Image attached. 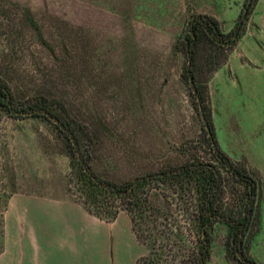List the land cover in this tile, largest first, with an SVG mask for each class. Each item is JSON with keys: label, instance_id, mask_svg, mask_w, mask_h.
<instances>
[{"label": "rangeland", "instance_id": "obj_1", "mask_svg": "<svg viewBox=\"0 0 264 264\" xmlns=\"http://www.w3.org/2000/svg\"><path fill=\"white\" fill-rule=\"evenodd\" d=\"M248 1L0 0V78L19 99L39 92L63 98L95 132V170L117 182L194 156L214 163L202 114L209 109L218 144L260 186V213L243 250L264 264V0L249 14ZM193 14L214 17L223 32L236 30L246 14L233 49L213 53L212 61L205 54L215 48L201 47L205 101L184 75ZM70 176L67 146L54 124L0 109V218L16 193L82 205ZM245 201L244 186L229 178L228 209L241 211ZM121 213L120 234L109 238L114 264H136L147 247ZM229 235L230 227L218 222L211 264H250L228 248Z\"/></svg>", "mask_w": 264, "mask_h": 264}, {"label": "trees", "instance_id": "obj_2", "mask_svg": "<svg viewBox=\"0 0 264 264\" xmlns=\"http://www.w3.org/2000/svg\"><path fill=\"white\" fill-rule=\"evenodd\" d=\"M256 2L248 1V14ZM245 17L246 14L231 32H223L219 21L209 15L193 14L189 19L184 41L190 62L184 75L190 83L193 79L194 84H191L197 89L196 99L199 97L205 101L199 80L202 45L215 48L205 54L212 61L216 57L213 53L230 51L242 37ZM23 99H19L0 78V109L15 117L46 119L59 129L70 157V181L77 184L83 207L106 222L115 221L121 211L129 215L138 242L147 247V253L136 264H211L214 230L218 222L230 227L228 248L244 254L245 232L260 213V186L245 165L233 162L218 144L209 109L205 108L209 125L208 129L206 124V144L214 163L194 156L181 164H170L117 182L95 170L91 161L95 132L70 113L63 98L39 92ZM229 178H234L245 188L246 201L241 211L228 209ZM11 196L6 200L0 218V254L5 247L4 213ZM244 259L257 264L245 254Z\"/></svg>", "mask_w": 264, "mask_h": 264}, {"label": "crops", "instance_id": "obj_3", "mask_svg": "<svg viewBox=\"0 0 264 264\" xmlns=\"http://www.w3.org/2000/svg\"><path fill=\"white\" fill-rule=\"evenodd\" d=\"M121 228L117 219L103 221L74 201L16 193L0 264H114L109 242Z\"/></svg>", "mask_w": 264, "mask_h": 264}, {"label": "water", "instance_id": "obj_4", "mask_svg": "<svg viewBox=\"0 0 264 264\" xmlns=\"http://www.w3.org/2000/svg\"><path fill=\"white\" fill-rule=\"evenodd\" d=\"M191 83L194 84V81H193L192 78H191ZM195 91H197L196 88H195ZM201 111L203 112L202 107H201ZM202 114H203L204 121H205V123L207 124V128L209 129V125H208V121H207V119H206V115L204 114V112H203Z\"/></svg>", "mask_w": 264, "mask_h": 264}]
</instances>
